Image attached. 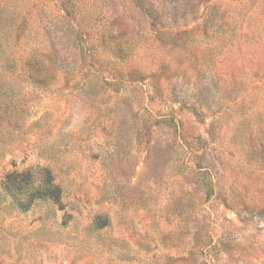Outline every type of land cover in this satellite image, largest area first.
<instances>
[{"label":"rangeland","instance_id":"374dc122","mask_svg":"<svg viewBox=\"0 0 264 264\" xmlns=\"http://www.w3.org/2000/svg\"><path fill=\"white\" fill-rule=\"evenodd\" d=\"M0 264H264V0H0Z\"/></svg>","mask_w":264,"mask_h":264},{"label":"trees","instance_id":"16d2710c","mask_svg":"<svg viewBox=\"0 0 264 264\" xmlns=\"http://www.w3.org/2000/svg\"><path fill=\"white\" fill-rule=\"evenodd\" d=\"M3 188L12 195L23 208L37 198H48L55 202L61 200V187L55 182L48 167H36L23 171H11L5 175ZM58 203V204H59ZM100 217L95 219L100 226Z\"/></svg>","mask_w":264,"mask_h":264}]
</instances>
